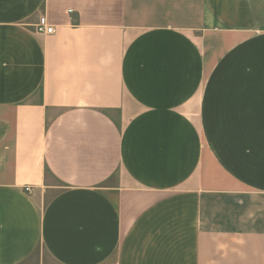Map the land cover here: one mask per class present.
Segmentation results:
<instances>
[{"label": "crops", "instance_id": "1", "mask_svg": "<svg viewBox=\"0 0 264 264\" xmlns=\"http://www.w3.org/2000/svg\"><path fill=\"white\" fill-rule=\"evenodd\" d=\"M49 262L264 264V0H0V264Z\"/></svg>", "mask_w": 264, "mask_h": 264}, {"label": "built area", "instance_id": "2", "mask_svg": "<svg viewBox=\"0 0 264 264\" xmlns=\"http://www.w3.org/2000/svg\"><path fill=\"white\" fill-rule=\"evenodd\" d=\"M72 10H69V13H72ZM35 32L39 35H52L56 32V28L52 25L46 16H42L38 23L35 25ZM27 192H31L30 188L25 189Z\"/></svg>", "mask_w": 264, "mask_h": 264}, {"label": "rangeland", "instance_id": "3", "mask_svg": "<svg viewBox=\"0 0 264 264\" xmlns=\"http://www.w3.org/2000/svg\"><path fill=\"white\" fill-rule=\"evenodd\" d=\"M39 254H40L41 256L45 255L44 252H43V250H41V249L39 250ZM44 258H45V257H44ZM47 261H48V260H47ZM49 264H51V263L49 262Z\"/></svg>", "mask_w": 264, "mask_h": 264}]
</instances>
